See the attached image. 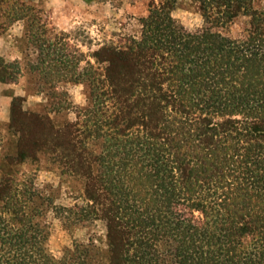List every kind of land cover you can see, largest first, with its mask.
<instances>
[{
    "label": "trees",
    "instance_id": "obj_1",
    "mask_svg": "<svg viewBox=\"0 0 264 264\" xmlns=\"http://www.w3.org/2000/svg\"><path fill=\"white\" fill-rule=\"evenodd\" d=\"M146 1L142 43L101 51L109 67L100 95L117 101L119 114L57 129L16 98L18 161H35L46 149L87 180V197L108 222L109 264H264V12L243 0H196L207 26L190 32L172 16L178 0ZM242 11L251 17L245 41L214 31ZM194 110L201 116L192 117ZM176 122L194 134L173 131ZM106 128L111 141L95 155L86 142ZM189 139L198 141L200 156ZM112 149L123 151V162ZM95 166L104 170L96 175ZM9 237L1 242L11 250ZM31 238L19 234L21 257L0 256V264H39Z\"/></svg>",
    "mask_w": 264,
    "mask_h": 264
},
{
    "label": "rangeland",
    "instance_id": "obj_2",
    "mask_svg": "<svg viewBox=\"0 0 264 264\" xmlns=\"http://www.w3.org/2000/svg\"><path fill=\"white\" fill-rule=\"evenodd\" d=\"M243 2L264 12V0ZM149 9L146 0H0V256L3 259L21 257L17 238L24 233L28 239L34 237L30 240L39 249L38 255H34L39 264H50L48 259L74 264L111 262L108 222L103 208L88 199L87 180L62 168L56 160L59 154L53 155L46 149L36 153L35 161H18L21 137L11 128L12 105L16 98H24V111L49 117L57 129L68 125L81 129L87 124L92 126L94 115L105 123L113 119L119 114L117 101L100 95L107 90L103 84L109 67L101 51L105 48L124 51L141 44L142 19L149 15ZM172 16L190 32L207 26L196 0H178ZM250 29L251 17L242 11L231 23L214 31L240 44ZM192 112V117L202 114ZM224 116L214 115L215 122H222ZM173 117L176 118L174 114ZM233 118L244 125L243 115L236 114ZM173 124V131L180 133L184 127L185 132L194 134L195 127ZM104 131L86 142L95 155H102L111 141L106 137L109 129ZM189 140L200 156L198 141ZM112 151L117 152L115 161H124L122 150ZM103 170L100 166L94 168L96 175ZM128 170L126 167L123 173ZM3 190L7 192L6 198L1 195ZM189 212L186 209L185 214L190 216ZM192 212L201 216L199 211ZM7 232L12 240L11 250L8 243L1 242Z\"/></svg>",
    "mask_w": 264,
    "mask_h": 264
}]
</instances>
